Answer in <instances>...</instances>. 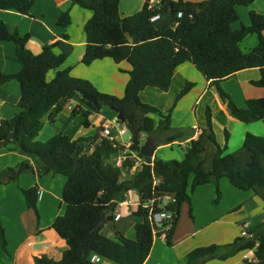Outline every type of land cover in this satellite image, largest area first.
<instances>
[{
	"label": "trees",
	"instance_id": "trees-1",
	"mask_svg": "<svg viewBox=\"0 0 264 264\" xmlns=\"http://www.w3.org/2000/svg\"><path fill=\"white\" fill-rule=\"evenodd\" d=\"M35 1L0 0V9L29 15ZM121 1L72 0L74 5L93 13L85 25L87 44L82 64L89 66L104 59H111L116 64H130V80L122 98L101 93L88 80L73 77L71 68L61 69L66 57L54 51L57 44L34 54L26 48L28 36L11 33L8 26L0 22V40L16 44L17 56L23 64V69L15 75L0 73V84L16 80L21 91L20 112L12 119L0 121V148L12 146L14 151L27 157L19 165L0 172V185L16 182L24 173L38 177L62 175L67 179L63 190L66 212L57 217L51 228L66 241L68 250L59 261L41 256L35 258L36 264H103L93 261L94 256L114 264H144L154 246L155 235L143 204L153 198L156 179L162 181L156 191L175 198L168 207L171 213L170 223L166 224L171 227L166 237L168 245H172L184 204L190 205V214L194 217L192 194L200 186L214 184L217 203L222 197L221 181L226 178L238 190L253 191L264 200V137L252 133H247L244 146L253 158L244 169L234 156L225 153L227 145L217 144L211 131L210 138L218 147L211 172L202 170V144L198 139L186 144L183 161L155 159L151 165L144 164L132 180L124 178L128 167L133 164L125 161L120 167L116 163V158L126 151V146L119 141L102 138L98 133L72 139L63 132L45 142L38 140L44 129V117L50 113L49 121L55 124L72 100L80 99L88 107L83 113V125L89 129V116L100 111L83 99L80 93L86 92L96 97L102 109L110 107L116 115L132 122H137L140 114H144L142 133L153 135L160 145L183 142L188 137V129L172 128V112L195 84L185 83L174 106L166 114L144 104L140 95L148 88L170 91L177 69L185 63L193 64L210 82L233 118L243 123L251 119L264 121V98L248 100L247 107L240 108L221 87L224 81L239 72L258 70L260 79L252 84L264 88V13L251 11L250 25L233 29V24L240 19L237 7L250 6L257 0H208L201 3L159 0L154 5L147 0L143 8L131 16L122 15ZM156 17H166L167 21L161 25L160 19L153 21ZM71 23L69 12L58 20V25L64 28ZM128 33L134 39L133 44ZM254 34L258 36L259 44L250 53H244L241 43ZM51 72H55L54 77L50 76ZM81 111L76 106L72 112L75 115ZM153 114L159 115L158 122L151 117ZM206 119L211 128L210 108L206 111ZM90 148L91 152H88ZM130 191L137 193L141 200L133 214L136 239L118 231L115 220L100 227L104 215L106 218L115 217L118 205L126 201ZM23 193L28 208L34 210L39 219V187L25 189ZM105 226L111 228L113 238L104 234ZM0 245L3 251H8L6 229L1 219ZM250 251L257 262L249 264H264V221L249 229L248 236L238 237L231 244L195 249L188 255L187 264L227 260Z\"/></svg>",
	"mask_w": 264,
	"mask_h": 264
},
{
	"label": "crops",
	"instance_id": "crops-1",
	"mask_svg": "<svg viewBox=\"0 0 264 264\" xmlns=\"http://www.w3.org/2000/svg\"><path fill=\"white\" fill-rule=\"evenodd\" d=\"M146 1L122 0L120 11L124 16L134 15L143 8ZM186 1L201 3L208 0ZM263 1L261 0L260 3ZM151 3L152 5L157 4L159 0H151ZM254 10L263 14L264 6L260 8L258 5ZM66 12L70 13L72 23L69 27L64 28L58 25V20ZM92 16L93 13L90 10L74 5L72 0H36L29 15H23L14 10L0 9V22L5 23L11 33L17 32L21 37L28 36L26 48L29 51L40 54L44 47L57 44L54 51L66 57V62L61 69L71 68L73 77L88 80L102 93L106 90H102L98 86L92 75L101 73L106 77V69L113 71L114 76L120 82L108 93L122 98L130 80V76L127 75L131 70L130 64L123 62L115 65L111 59L98 60L89 66L81 62L87 44L85 25ZM166 21V17L161 18V25ZM258 44V36L250 35L241 43V50L244 53H250ZM120 67L124 68V72L127 74L120 76L118 72ZM22 69L23 64L17 56L16 44L0 40V73L6 76L15 75ZM50 76L54 77L55 72H51ZM177 79H182L180 81H184V85L187 80L195 84L190 92L182 98L183 100L177 102L172 112V128L188 129L186 135L188 137H185L183 142L159 144L154 154V160L183 161L186 144L191 140L200 139L203 158L202 170L204 172L209 173L213 170V162L218 149L217 144L227 145L226 153L234 156L242 169L246 168L253 158L244 146L246 135L252 133L261 136L259 132H264V121L251 119L248 123H243L233 118L216 89L191 63H185L177 69L171 86L176 91L175 82ZM259 79L258 70H248L232 76L222 85L226 93L237 102L238 107L246 108L248 100L264 98V88H258L252 84L253 81ZM108 93L106 92V94ZM20 97V85L16 80L0 84V121L12 119L20 112L18 108ZM174 104L172 105L174 106ZM148 105L154 106L153 104ZM78 106L79 109H82L81 115L88 111L87 106L81 104ZM170 106L167 108L166 104L163 109L154 107L166 114L173 107ZM208 108L212 111L211 128L208 127L206 119ZM66 110L73 115L72 111ZM49 115L50 113L44 117L45 125L38 137L39 141L45 142L60 131L72 139H78L74 136L76 128L67 126V123L71 122L72 116L66 123L61 124L62 122H58L56 119L55 124H51ZM151 117L156 122L160 119L158 114H153ZM116 118L117 115L114 113L113 119ZM89 121L90 128L98 127V133L99 126L104 122V119L101 114L94 112L89 116ZM72 126L77 127V123L74 121ZM211 131L217 144L210 138ZM93 132L87 133L81 138L90 137L94 135ZM227 132L229 133L228 141L222 138V135L224 136ZM118 141L126 146V151L120 154L117 159L120 161L118 166L121 167L125 163L124 155L129 150V143H123L120 138ZM26 159L27 157L14 151L12 146L0 148V172L6 168L15 167ZM141 168L130 165L125 172L124 179L132 180ZM66 183L67 179L62 175L53 176L50 174L38 177L34 174L24 173L18 181L0 185V219L6 228L8 238L7 252L3 251L0 245V264H36L35 258L41 256H47L56 261L62 258L65 251L68 250V245L51 226L57 217L63 216L66 212V204L63 202V190ZM34 186H38L40 189L39 219L35 211L28 208L23 193V190ZM220 187L223 196L218 206L214 205L216 188L213 184L203 185L195 190L192 194L193 219L189 215L190 205L187 204L188 206L184 207L180 216L172 245H168L162 238H156L152 251L144 264H187L188 255L195 249L210 245L231 244L238 237L248 236L249 229L264 221V200L260 196H257L253 191L247 193L248 191L238 190L226 178L222 179ZM135 194L137 193H132L128 197L130 203L128 201L120 203L115 212V215H121V218L115 222L117 230L130 239H136V219L133 214L140 205L134 206L136 205ZM221 203L223 205L219 208ZM246 225H248L247 228ZM99 262L114 264L105 259H100ZM256 262L254 253L250 251L227 260L216 259L205 264Z\"/></svg>",
	"mask_w": 264,
	"mask_h": 264
},
{
	"label": "rangeland",
	"instance_id": "rangeland-1",
	"mask_svg": "<svg viewBox=\"0 0 264 264\" xmlns=\"http://www.w3.org/2000/svg\"><path fill=\"white\" fill-rule=\"evenodd\" d=\"M261 0H257V2H254L253 4H251L250 6H238V14H239V17L240 19L235 22L233 24V27L234 28H237V29H241V27L244 25H250V12L251 11H255V7H257L259 5L260 8H262L264 6V1L260 3ZM260 3V4H259ZM253 5H254V8H253ZM233 28V29H234ZM114 62V61H113ZM115 65H119V64H116L114 62ZM127 66V64H125ZM118 72H119V75L120 76H124L125 74H127V72H124V68H118ZM200 73V72H199ZM105 74H106V77L103 76L101 73H93L92 75V78L94 80H96L98 86H100V88L102 90H106V92H110L112 90V88H116V85L118 86L119 85V80L117 79V77L114 76V73L113 71H109V70H105ZM201 74V73H200ZM129 76V74H127ZM184 79V78H183ZM182 79H177L176 82H175V86L177 88V91L175 88H171L170 91L168 92H163L159 89H156V88H148L146 89L145 91H143L140 95V98H141V101L144 103V104H153L154 106L160 108V109H163L166 104H167V108L168 106H173L172 104L176 102V98L178 96V94L181 92V87L184 88V81H180ZM180 81V82H179ZM188 82L191 83V81L187 80ZM236 81H238V79H236ZM223 84V83H222ZM221 84V87L222 89L224 90V87L223 85ZM195 86V85H194ZM230 87V86H229ZM225 91V90H224ZM106 92H103L106 94ZM226 92V91H225ZM102 93V92H101ZM109 95L111 93H108ZM114 94H112L113 96ZM187 95V94H186ZM115 96V95H114ZM229 97L232 99L231 95H229ZM119 98V97H118ZM229 99V98H227ZM226 99V101H227ZM183 100V99H181ZM180 100V101H181ZM179 101V102H180ZM232 101L236 104L237 102L234 101V99H232ZM228 102V101H227ZM75 103L78 105V104H81V105H85L80 99H77L75 101ZM70 105H73V103H69ZM237 105V104H236ZM86 106V105H85ZM170 106V107H171ZM238 106V105H237ZM68 108V107H67ZM171 109V108H170ZM101 114V117L104 119V122H106L107 126L109 127H112V130H113V134L117 135L123 128V126H119L117 123H116V119L114 120L113 119V110L110 108V107H103V109H101L100 113ZM71 118V122L67 123V126H71V128H76V133L74 134V136L76 138H81L82 136H84L85 134L87 133H90V132H93L94 135L97 134V128L96 129H92V128H89V129H86L85 126L83 125V115H81V113H78V114H70L66 109L63 110L62 113H60V115L57 117L58 119V122H62L61 124L63 123H66L68 118ZM76 119V120H75ZM75 121V123H77V127L76 126H72L73 125V122ZM189 128V127H188ZM61 132V131H60ZM260 135H264V132L263 131H260L259 132ZM258 133V134H259ZM57 134V133H56ZM98 134L99 133V130H98ZM92 135V136H94ZM72 136V135H71ZM222 138L224 140V138L226 139V134L223 136L222 135ZM120 140L123 142V143H129L131 144V134L129 131H126L124 134H122L120 136ZM118 141V140H117ZM144 139H142V144L144 143ZM226 142V141H225ZM225 144V143H224ZM88 152H91V148L87 150ZM184 152H185V149H184ZM227 152V150H226ZM225 152V153H226ZM133 154H136V152H133ZM227 154V153H226ZM118 159V157L116 158V160ZM118 161V160H117ZM117 163V162H116ZM227 181V180H226ZM214 185V184H213ZM215 186V185H214ZM216 188V187H215ZM221 188V187H220ZM222 191V189H221ZM250 191H248L247 193H249ZM222 196H223V192H222ZM216 198H217V194H216ZM222 198V197H221ZM134 202L136 203V205L134 206H137L138 204H140L141 200H140V197L135 194L134 196ZM220 202V201H219ZM219 202H215L214 201V205L218 206L219 205ZM166 203V201H165ZM223 205V203L220 204L219 208H221ZM185 206H188L187 204H184L181 208V214L183 212V209ZM189 215L191 217V214H190V211H189ZM194 215V214H193ZM193 219V217H191ZM5 227V226H4ZM6 229V228H5ZM104 234H106L107 236H110L113 238V232L111 230V228L108 226L104 228ZM245 234V233H244ZM129 238V237H128ZM8 240V238H7ZM203 247H206V246H203Z\"/></svg>",
	"mask_w": 264,
	"mask_h": 264
},
{
	"label": "built area",
	"instance_id": "built-area-1",
	"mask_svg": "<svg viewBox=\"0 0 264 264\" xmlns=\"http://www.w3.org/2000/svg\"><path fill=\"white\" fill-rule=\"evenodd\" d=\"M160 17H156L153 19V21H158ZM73 105L68 104L66 106V109L73 111L76 106H78L75 101H71ZM68 107V108H67ZM1 126V123H0ZM99 133L102 138H107L111 141H117L122 134H124L127 130L126 128H122V130L117 134H113L112 128L107 126L105 122L101 123L99 126ZM129 147H131V144H129ZM134 151L128 150L124 155V161H130L134 166L141 168L145 163L143 158H140L138 154H133ZM120 161H117V165H119ZM162 181L160 179H156L154 183V193L153 198L143 204V207L148 212V220L153 228V232L156 238H162L166 241L167 233L171 229L168 221L169 217L171 216V213L168 211V207H170L174 202L175 198L174 196L170 194H163L160 195L156 191V187L161 183ZM135 193L133 191L128 192V196L126 201H128V197ZM125 201V202H126ZM166 201V203H165ZM130 203V201H128ZM126 204V203H125ZM121 218V215L117 214L114 217V220L117 221ZM166 221V223H165ZM246 228L248 225L245 226ZM93 261H100V259L97 256L93 257Z\"/></svg>",
	"mask_w": 264,
	"mask_h": 264
},
{
	"label": "water",
	"instance_id": "water-1",
	"mask_svg": "<svg viewBox=\"0 0 264 264\" xmlns=\"http://www.w3.org/2000/svg\"><path fill=\"white\" fill-rule=\"evenodd\" d=\"M128 39L131 44L134 43V39L132 38L130 33H128ZM80 94L86 102L94 105L97 111H101L102 107L100 106L95 96L87 94L86 92H81ZM227 101H229V99H227ZM144 116V114H140L138 121L132 122L129 118H124L122 117V115L118 114L116 118V123L119 126H123L124 128H126L127 131L130 132L132 151L142 156L146 164L151 165L154 162V154L157 147L159 146V143L156 137H154L153 135L146 136L144 133H142L141 127L143 125L142 120ZM142 139L145 140L143 144ZM113 221V216L106 218V216L104 215L100 227H103L106 222Z\"/></svg>",
	"mask_w": 264,
	"mask_h": 264
}]
</instances>
